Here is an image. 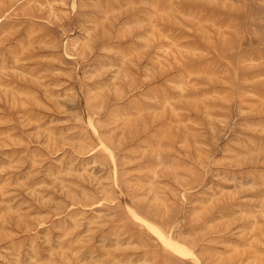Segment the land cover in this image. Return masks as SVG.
Instances as JSON below:
<instances>
[{
    "label": "rangeland",
    "instance_id": "374dc122",
    "mask_svg": "<svg viewBox=\"0 0 264 264\" xmlns=\"http://www.w3.org/2000/svg\"><path fill=\"white\" fill-rule=\"evenodd\" d=\"M0 264H264V0H0Z\"/></svg>",
    "mask_w": 264,
    "mask_h": 264
},
{
    "label": "bare ground",
    "instance_id": "6f19581e",
    "mask_svg": "<svg viewBox=\"0 0 264 264\" xmlns=\"http://www.w3.org/2000/svg\"><path fill=\"white\" fill-rule=\"evenodd\" d=\"M168 235H169V234H168ZM169 242H170V241H169ZM166 243H167L168 247L171 248V249L173 250L174 247H173L172 245H174V244H172L171 242H170V243L165 242V244H166ZM171 244H172V245H171ZM174 246H175V245H174ZM178 247H179V246H178ZM175 248H177V247L175 246ZM175 248H174V251H175ZM180 248H181V247H180ZM178 250H179V249H178ZM182 250H183V249H182ZM176 251H177V250H176ZM179 252H182L181 249H180ZM183 252H184V251H183ZM181 254H182V253H181ZM183 254H184V253H183Z\"/></svg>",
    "mask_w": 264,
    "mask_h": 264
}]
</instances>
